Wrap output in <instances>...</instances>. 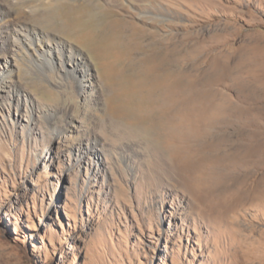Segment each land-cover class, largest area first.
I'll list each match as a JSON object with an SVG mask.
<instances>
[{"label": "rangeland", "instance_id": "rangeland-1", "mask_svg": "<svg viewBox=\"0 0 264 264\" xmlns=\"http://www.w3.org/2000/svg\"><path fill=\"white\" fill-rule=\"evenodd\" d=\"M3 1L13 18L28 22L45 9L36 0ZM65 1L89 6L93 14L99 8L117 13L126 47L154 62L149 65L158 66L162 56L154 53L156 40L160 54L173 52L172 89L183 92L197 81L192 93L206 94L201 105L216 110L209 122H226L212 132L211 125L195 126L192 136L180 122L186 110L171 104L169 158L162 140L126 136L132 160L118 159L119 145L104 155L108 139L95 141L93 134L104 125L122 126L110 116L117 87L103 83L96 62L75 40L100 26L84 16L69 36L60 20L42 23L86 60L96 87L74 86L71 104L51 124H41L37 113L29 116L27 98L0 100V264H264V0ZM5 53L1 48L0 56ZM21 69L16 64L15 77ZM82 72L76 81L86 76ZM28 91L35 106L50 105L37 89ZM197 137L212 149L205 159L196 150L194 159L173 163L177 148ZM212 156L223 162L213 173ZM191 160H201L200 167L191 169ZM224 177L231 199L215 202L210 187L219 193Z\"/></svg>", "mask_w": 264, "mask_h": 264}, {"label": "bare ground", "instance_id": "bare-ground-1", "mask_svg": "<svg viewBox=\"0 0 264 264\" xmlns=\"http://www.w3.org/2000/svg\"><path fill=\"white\" fill-rule=\"evenodd\" d=\"M36 1H38L41 8L45 9L37 21L28 22L25 19L13 18L11 8L9 9L4 1L0 0V49L6 48L8 50V53L0 56V87L2 88L0 89V100L3 102L13 97L12 100L18 104L19 99L27 98L30 107L27 108L26 112L29 116L37 113L41 124H51L52 121L58 120L59 109H64L65 105L71 104L72 100L70 101V99L73 96L74 86H78L81 90L94 89L96 82L89 74L86 60L83 57L79 58L80 53L75 48L67 46L58 34L51 32L50 29L42 28L43 26L41 27L42 23L53 25L57 19L64 24L65 28L69 29L67 33L70 36V34L73 35V31H70L71 28L76 30L82 25V17L91 16L93 22L97 24L96 26H100V28L98 27L99 29L92 34L88 31L84 37H76L75 40L80 42L96 62L103 83L117 87V92L112 96L110 116L123 127L121 129V127L115 125L108 127L104 125L101 126V130H94L95 141L101 137L108 139L107 146L102 148L104 155L109 154L107 153L109 150L107 147L124 146L122 140H127L124 139L126 136L134 142H147L154 139L160 142L162 140V148L169 158L171 104L177 103L174 107H182L186 110L184 119L180 122L188 128L186 132L189 131L192 136L198 134L197 126L207 127L211 125L212 132L213 126L219 127L226 122L223 119L214 123L209 122L211 119H208L207 115H216V110L209 109L207 105H201L206 100V94L192 93L197 81L190 82L188 85L181 83L186 86V90H183V92L172 89L174 58H171V54L174 55V53L172 52L170 57L160 54L161 46L158 49L157 40L155 41L157 51L155 50L154 53L162 55L160 56L161 59L157 60L159 62L158 66L149 65L148 63L154 64V62L149 58L143 60L133 52L132 48H127V31L124 28L123 21L117 18V13L99 8L98 12L93 14L94 9H89V6L70 7L66 5L65 0ZM140 1L145 4L154 2V0ZM25 5L24 7H26ZM103 26L106 28L108 26L109 30ZM153 37L156 39L157 35H153ZM16 64L22 67L21 77H15ZM163 64H166L167 67L162 68ZM67 67L72 68V70ZM78 71H83L82 73L86 75L80 81L75 80ZM160 71L163 72L164 76H161ZM11 74L14 75L10 77ZM48 82L57 88L58 94L45 88L44 84ZM26 83L30 84H27L29 87L24 86ZM32 88L37 89L40 92L41 99L50 103V105L37 103L35 106L28 91ZM1 93L4 95H1ZM15 95H17V98L19 97L18 101L15 100ZM63 96H67L68 99L64 100ZM180 103L184 104L181 105ZM1 106L3 110L6 108L3 104ZM186 107L190 110H187ZM119 129L122 131H119ZM113 135L116 137L115 139ZM201 140L198 137L191 141L187 139L182 151L177 148L179 154L175 155L176 159L171 157L172 162L175 163L176 160L188 157L194 159L196 150H199L201 157L205 159L212 149L208 143L200 144ZM125 146L115 147L122 151L118 159L130 161L135 156ZM242 148H246V145H243ZM97 150H90L89 152L97 154ZM209 159H211V164L208 165L210 172L213 173L218 170L219 166L222 167L223 162L218 157L212 156ZM201 160L198 161V164L191 160L189 163L190 168L194 169L196 164L200 167ZM223 181L224 185H222V190L219 193H217L215 184L210 187L213 192L211 200L217 202L216 199L221 197L231 199L225 193V188L228 190L233 188H230L227 177H224ZM210 188L206 186L205 190Z\"/></svg>", "mask_w": 264, "mask_h": 264}]
</instances>
